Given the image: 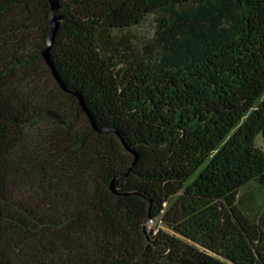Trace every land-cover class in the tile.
Returning <instances> with one entry per match:
<instances>
[{
    "label": "trees",
    "instance_id": "trees-1",
    "mask_svg": "<svg viewBox=\"0 0 264 264\" xmlns=\"http://www.w3.org/2000/svg\"><path fill=\"white\" fill-rule=\"evenodd\" d=\"M59 2L119 133L49 1L0 0V264H264V0Z\"/></svg>",
    "mask_w": 264,
    "mask_h": 264
},
{
    "label": "water",
    "instance_id": "water-1",
    "mask_svg": "<svg viewBox=\"0 0 264 264\" xmlns=\"http://www.w3.org/2000/svg\"><path fill=\"white\" fill-rule=\"evenodd\" d=\"M48 1L50 3V15H49L50 31H49V36H48L45 48L43 50L44 58L46 59L47 63L50 65L55 78L60 82L62 87L66 91L71 92V93L75 94L78 97V99L80 101V104L82 106V109L87 113V115L91 119V121H92L94 127L96 128V130H98L100 132H109L111 130H115L117 133H119L114 128H110V127H107V126H99L96 123V120L94 119L92 111L89 109V107H88V105H87L82 93L78 89L68 86L63 81L62 77L60 76V74H59V72H58V70H57V68H56V66H55V64H54V62L52 60V57H51V48H52V45L54 43L56 32H57V30L59 28L60 19L62 18V16L57 13L58 9L60 8V2H59V0H48Z\"/></svg>",
    "mask_w": 264,
    "mask_h": 264
},
{
    "label": "rangeland",
    "instance_id": "rangeland-1",
    "mask_svg": "<svg viewBox=\"0 0 264 264\" xmlns=\"http://www.w3.org/2000/svg\"><path fill=\"white\" fill-rule=\"evenodd\" d=\"M257 144L264 149V136H259L257 138ZM240 193L241 198L249 199L245 201L246 206H255L257 202H264V190L254 184L250 185L247 190L243 189ZM157 223V220L151 221L149 227L153 228Z\"/></svg>",
    "mask_w": 264,
    "mask_h": 264
}]
</instances>
